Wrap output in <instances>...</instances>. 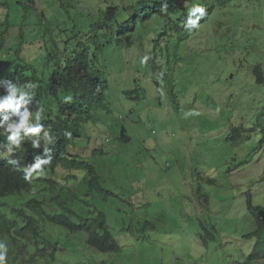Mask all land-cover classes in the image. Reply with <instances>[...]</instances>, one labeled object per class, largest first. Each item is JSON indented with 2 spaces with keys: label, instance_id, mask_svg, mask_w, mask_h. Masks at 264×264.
<instances>
[{
  "label": "rangeland",
  "instance_id": "rangeland-1",
  "mask_svg": "<svg viewBox=\"0 0 264 264\" xmlns=\"http://www.w3.org/2000/svg\"><path fill=\"white\" fill-rule=\"evenodd\" d=\"M60 1L34 0V16L25 0L0 5L4 46L14 47L21 32L19 56L40 71L49 63L44 19L55 12L62 23L74 11L98 8L97 0H73L74 10L61 13ZM40 13L41 28L33 25ZM218 13L212 36L179 44L183 58L172 55L163 67L155 65L162 60L154 42L91 46L93 66L107 79V105L81 126L70 150L97 167L113 194L89 191L82 178H71L70 187L80 195L78 212L105 213L120 250L100 252L85 231L44 220L54 257L48 253L35 264H264V258L248 260L255 238L244 236L257 227L248 197L264 207V83L251 72L257 63L264 71V0H239ZM122 128L127 140L119 137ZM98 147L102 152H92Z\"/></svg>",
  "mask_w": 264,
  "mask_h": 264
},
{
  "label": "trees",
  "instance_id": "trees-1",
  "mask_svg": "<svg viewBox=\"0 0 264 264\" xmlns=\"http://www.w3.org/2000/svg\"><path fill=\"white\" fill-rule=\"evenodd\" d=\"M235 1L97 0V11L91 6L87 10L74 11L72 17L68 15L62 23L58 22L54 12L42 24L43 36L48 40L47 66L51 67L47 74L43 70L39 73L35 65L19 56L23 39L21 32L14 47L10 45L6 48L3 36L0 37V102L11 94L9 84L15 86L17 91L14 100H19L23 95L21 103L30 113L25 127L42 126V130L36 134L20 129L17 137L19 143L9 139L11 147L0 151V198L21 193L32 194L35 185L41 186H37L38 195L27 198L22 204L17 202L11 208L10 217L0 209L3 213H0V241L5 239L10 246L7 253L10 264H21L19 260L35 264L38 258L48 253L54 257L55 247L49 252L51 245L42 234V226L36 215L48 218L69 232L85 231L88 245L100 252L120 250L117 239L107 227L105 213L94 209L86 214L80 208L78 212L75 201L79 196L67 185L68 178L76 177L75 173L70 172L76 170L89 191L113 194L100 183L97 167L81 152L76 153L69 148L74 138L81 135V126L93 118L98 108L107 105V79L102 70L93 66L95 52L91 53V46L98 49L114 42L127 46H143L154 42L155 53L161 55L162 60L155 65H170L172 55L177 60L183 58L178 55L179 44L186 43L188 47L194 41L193 36H200L201 26L211 20L217 26L222 20L219 19V10L230 7ZM68 2L69 5L60 1L59 8L63 9L61 13H67L69 6L73 11L78 1ZM197 4L205 8V15L195 28H187L189 10ZM25 8L26 12L34 16V0H25ZM40 16L33 17V25L39 28L42 14ZM77 22L80 23L76 25ZM56 27L61 32V35L58 34L62 38L59 45ZM214 30L212 28L213 34ZM251 53L253 56V51ZM247 54L251 56L249 49ZM251 72L258 84L264 83V71L260 63L255 64ZM128 92L131 90L126 92L127 95ZM23 111L24 107H21L20 112ZM5 116L8 117L6 121ZM19 122L20 115L12 108L0 110V141L2 135L6 139L12 135L9 125ZM119 137L124 140L129 138L124 129ZM36 156L45 163L29 174L27 169L36 162ZM44 187L51 195L43 192ZM0 206L6 209L10 207L2 203ZM49 206H54L56 212L48 214ZM248 209L257 223L255 230L244 235L255 238L253 250L248 256L252 262L264 258V217L263 221L257 218V213L263 214L264 208L254 206L249 201ZM207 236L202 234V240Z\"/></svg>",
  "mask_w": 264,
  "mask_h": 264
},
{
  "label": "clouds",
  "instance_id": "clouds-1",
  "mask_svg": "<svg viewBox=\"0 0 264 264\" xmlns=\"http://www.w3.org/2000/svg\"><path fill=\"white\" fill-rule=\"evenodd\" d=\"M237 1H239V0H237ZM237 1H235V2H237ZM226 8H228V7H226ZM226 8H224V9H226ZM60 10L62 11L63 9H60ZM40 14H43V13H40ZM197 14H199V15H197ZM204 15H205V8L203 6H201V5H199V4L194 5L189 10V19L187 20L185 27H187V28H195L198 25L200 19L203 18ZM208 23L210 24V27L208 26L206 29L204 28V26H201L200 33H199L201 37H202V34L203 33L210 34L212 36L213 35L212 28L215 29L214 30V33L217 30V26L213 24V20H211V22H208ZM208 23H206V24H208ZM78 24H79V22L76 23V25H78ZM34 34H37L38 36H40L41 35V32L40 33H36L35 32ZM41 37L46 39V37L43 36V35ZM180 46H181V44H180ZM44 47H45V50H46L47 49V42H45ZM46 56H47V52H46ZM32 64L35 65L34 63H32ZM36 68H37V70H38L39 73H42V71H40L37 66H36ZM46 71H48V73H49L51 71V67L47 66L46 69L43 70V72L45 74H47ZM33 86H35V85H33ZM16 91H17V89L15 88V86L9 84V92L11 94L7 98H4L2 102H0V110L12 108V110L15 113H17V114L20 115V122H19V124H11V125H9V130L12 131V135L9 136L8 139H6V137L2 135L1 141H0V151L2 149H6V148H10L11 147V143H10V141H8L9 139L15 141L17 144L19 143V140L17 139V137H18V134H19L20 129L24 128L26 132L33 133V134L39 133L42 130V126H38V127H28V128L25 127L26 121L28 120L30 113L27 110V108L21 103V101L24 99L23 95H21V97H20L19 100H14V96H15ZM21 107H24V111L23 112H20ZM7 119H8V117L5 116L4 117V120L6 121ZM122 129H124V128H122ZM122 129H121V131H122ZM81 137H82V130H81V135L78 136V137H76V138H74V141L72 142V144L74 146H77V144L75 143V140L76 139H80ZM72 144L69 145V148L71 147ZM97 151L98 152H102V147H98V148H95V149L92 150V152H97ZM35 161L36 162L33 165L29 166L28 169H27V171L29 172V174H31L32 172H35L36 169H38L40 167V164L41 163H45V161H41L38 156L35 157ZM11 163H16V162L15 161H12ZM58 168L59 167H57L56 169H58ZM70 173H75L76 174V177H71V178H79V174L77 173L76 170H73ZM71 178H68L67 179L69 181L67 183L68 186H70V185H72L74 183V180L71 179ZM60 179H64V177H60ZM38 191H39V189L37 188L35 190V193L37 195H38ZM73 191H75V190H73ZM43 192L49 194L45 190V187L43 188ZM24 194H26V193H24ZM49 195H51V194H49ZM77 195L80 197V195L78 193H77ZM30 197H32V196H30ZM6 198H12L11 203L8 204L10 207H8L6 209L5 206H0V209L6 211V213H7V215L9 217L11 216V213H12L11 208L14 207L17 202H20L22 204V202L27 199V197H25L23 195V193L16 194V195H11V196L4 197V198H0V199H6ZM249 201H251L250 200V197H248V202ZM2 204H4V203H2ZM20 207H24V205L23 206H20ZM48 212H49L48 214L55 213L56 210L54 209V206H52V207L49 206ZM0 213L3 214L1 211H0ZM258 213H257V218H258ZM259 214H261V213H259ZM36 216L38 217L39 222L41 223V226H42V234H43V227L45 225V223L43 222L44 220L49 221V222H51L53 224H57L55 222L50 221L48 218L46 219V218H43V217L38 216V215H36ZM263 217H264V215H263ZM57 225H59V224H57ZM77 232H80V231H77ZM71 233H75V232H71ZM51 247L52 246H49L48 249L50 250ZM8 250H10V246L7 244V241L5 239L2 240V241H0V264H7V259L9 261V258L7 257V253H9ZM19 262H20V260H19ZM21 262L24 263V264L26 263V261H21Z\"/></svg>",
  "mask_w": 264,
  "mask_h": 264
},
{
  "label": "water",
  "instance_id": "water-1",
  "mask_svg": "<svg viewBox=\"0 0 264 264\" xmlns=\"http://www.w3.org/2000/svg\"><path fill=\"white\" fill-rule=\"evenodd\" d=\"M258 219H259L260 221H263V215L258 213Z\"/></svg>",
  "mask_w": 264,
  "mask_h": 264
}]
</instances>
